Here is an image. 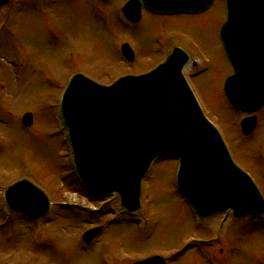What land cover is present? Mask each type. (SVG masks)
Wrapping results in <instances>:
<instances>
[{
    "label": "rangeland",
    "instance_id": "374dc122",
    "mask_svg": "<svg viewBox=\"0 0 264 264\" xmlns=\"http://www.w3.org/2000/svg\"><path fill=\"white\" fill-rule=\"evenodd\" d=\"M126 1L10 0L0 8V220L1 214L9 217L1 193L16 180H30L51 203L39 222L13 216L10 240L0 230V264H132L152 256L167 264H210L214 258L264 264V221L223 214L198 223L174 186L171 160L151 166L134 217L125 215L117 196L91 202L69 187L70 155L57 107L69 75L108 85L122 74L148 71L159 61L152 53L160 40L163 49L165 42L177 44L196 61L184 73L204 114L264 196V106L255 114L254 133L243 137L239 123L248 114L232 110L222 92L232 74L219 40L224 0L198 16L145 15L132 30L122 23ZM122 40L135 51V65L121 64ZM24 113L32 114L30 128L21 123ZM94 228H100L97 237L82 243Z\"/></svg>",
    "mask_w": 264,
    "mask_h": 264
},
{
    "label": "water",
    "instance_id": "95a60500",
    "mask_svg": "<svg viewBox=\"0 0 264 264\" xmlns=\"http://www.w3.org/2000/svg\"><path fill=\"white\" fill-rule=\"evenodd\" d=\"M8 0H0L6 3ZM213 0H131L123 14L138 20L140 5L157 14H198ZM221 42L233 74L224 95L237 110L253 112L264 104V0H225ZM125 48V47H124ZM125 52V49H124ZM187 56L174 49L154 71L124 77L110 86L83 75L70 80L60 116L72 150L73 168L85 190L97 197L117 194L129 212L139 210L140 183L152 162L179 161L177 184L202 217L232 212L234 219L264 217V202L232 162L217 129L205 118L182 76ZM31 115L23 117L31 125ZM255 116L240 123L243 135L256 127ZM13 211L38 218L49 202L27 181L5 191ZM99 229L84 235L91 241ZM134 264H164L154 257Z\"/></svg>",
    "mask_w": 264,
    "mask_h": 264
},
{
    "label": "flooded vegetation",
    "instance_id": "af4514ba",
    "mask_svg": "<svg viewBox=\"0 0 264 264\" xmlns=\"http://www.w3.org/2000/svg\"><path fill=\"white\" fill-rule=\"evenodd\" d=\"M145 15H149V16H152V17H156L155 15H152V14H149V13H146V12H142V18H141V21L139 22V23H137V24H135V25H132V24H130V23H128V22H126L125 23V29H130V30H132V27L134 28V27H136L137 25H139L141 22H142V20H143V18H144V16ZM173 44V43H172ZM174 45H171V46H169V43H167L166 44V48L165 49H163V45H162V41H160V40H156V43H155V49H154V53H152L153 54V56H154V58L155 59H158L159 60V62L158 63H161L163 60H164V58H166V56L168 55V51L170 50V49H172V47H173ZM158 47V48H157ZM170 47V48H169ZM157 48V49H156ZM122 63V62H121ZM137 63V57H136V54L134 53V60H133V62L132 63H128V62H126V61H124V63H122V65H126V66H131V65H135ZM157 63V64H158ZM141 72V73H140ZM142 73H145V72H143V70H136L135 72H128V73H125V74H122V75H120L119 77H121V76H123V75H140V74H142ZM115 74H113L112 73V76H114ZM117 78H118V76H117ZM13 183V182H12ZM12 183H10V184H8V186L9 185H11ZM6 188V187H5ZM1 195H2V193H1ZM14 218H10L9 219V223H10V225H11V233L13 232V228H14V226H12V225H14ZM5 225L6 224H4V222L3 221H0V226H4L5 227ZM2 227H1V231H3L4 233H6L7 234V231H6V228H3L2 229ZM12 235V234H11Z\"/></svg>",
    "mask_w": 264,
    "mask_h": 264
},
{
    "label": "trees",
    "instance_id": "16d2710c",
    "mask_svg": "<svg viewBox=\"0 0 264 264\" xmlns=\"http://www.w3.org/2000/svg\"><path fill=\"white\" fill-rule=\"evenodd\" d=\"M71 179H72V182H73L72 184L75 185L76 188H77L80 192H82V191H81V188H80L79 185L77 184V182H76L74 176H71Z\"/></svg>",
    "mask_w": 264,
    "mask_h": 264
}]
</instances>
